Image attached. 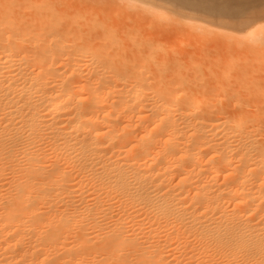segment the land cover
<instances>
[{"label": "bare ground", "instance_id": "obj_1", "mask_svg": "<svg viewBox=\"0 0 264 264\" xmlns=\"http://www.w3.org/2000/svg\"><path fill=\"white\" fill-rule=\"evenodd\" d=\"M240 2L219 8L227 21L262 0ZM160 11L0 0V264H264V79L246 69L227 79L225 62L205 58L224 72H211L224 83L211 90L188 73L195 55L204 68L205 49L190 55L207 28L166 27ZM231 36L218 55L229 62L242 40L262 38Z\"/></svg>", "mask_w": 264, "mask_h": 264}, {"label": "rangeland", "instance_id": "obj_2", "mask_svg": "<svg viewBox=\"0 0 264 264\" xmlns=\"http://www.w3.org/2000/svg\"><path fill=\"white\" fill-rule=\"evenodd\" d=\"M119 1V0H118ZM143 1H145V2H147L148 3V5H152V6H154V7H157V9L161 12V14H165L166 16H168L169 18H170V20H167V21H164L165 23L167 22V25L165 24V23H162V21L161 22H158V23H156V25H158V27H162V28H165V25H166V27L168 26V22H170L171 21V23H172V21L176 24L177 22V24L175 25V26H179L180 25V23L179 22H182V23H184V22H189V21H196L197 23H199L200 22V24L202 25V26H204L205 28H207V30H208V33L204 36V38L202 39V43L205 45H207V43H209V42H207V41H205L204 42V40H205V38H207L209 41H210V45L208 46V48H207V46L205 45H202V46H200V47H198V48H196V49H192V53H191V55L190 56H192V55H195V54H197L198 53V51L200 52V55L201 54H203V53H201V51H203L204 49V51L203 52H205V57H204V59L205 58H210V59H212V61H215V62H213L215 65L217 64V61H221L222 63L223 62H225V65L226 66H228V67H230V68H232V70L231 69H228L225 65H223L222 63V65H220V67L219 68H221V67H223L222 69L223 70H226V71H228L229 72V74L226 76V77H228L227 79H229L230 77V79H232L233 78V76H235V75H237L238 74V72H240V71H242V70H244V69H246V71L248 70L249 71V74L250 75H252V76H256V77H258V78H260V79H264V77H263V75H261V73H263L264 74V52L262 51V50H264V40H263V42H262V38L264 39V3H262V2H264V0H262V4L261 3H259V5H256V6H254V8H252L251 10H249L250 12H246V13H248L247 15H244L243 17H240V18H237L238 19V21H236L237 19H235V21L232 19L231 20V18H230V22H229V20L227 21L226 19H229V17L227 18V16L224 18V14H225V12L223 11L222 12V10H224V9H226V8H224L226 5V7L227 8H231V6H232V8H234L235 9V5H238L237 7L239 8V5L241 4V2L240 3H238L239 2V0H220V1H222V5L224 6L223 8H221L222 6H218L217 8H218V10H217V13H215V10H214V12H212V10L209 12V11H207V10H200L199 11V9H197V8H195V9H197V13H195L194 11H193V9H194V7H190L191 9L189 10V8L188 7H186V9H185V7H183V6H176V5H172V4H167V2H165V1H158V0H139V2H143ZM233 1V2H232ZM241 1V0H240ZM150 3V4H149ZM159 3V4H158ZM166 3V4H165ZM237 3V4H236ZM155 4V5H154ZM242 5V4H241ZM176 6V7H175ZM112 7H114V8H109L111 11H110V13H111V17H113V15L114 16H116L115 14L116 13H118V12H116V11H114V10H116V7L115 6H112ZM162 8H164V9H162ZM178 8V9H177ZM219 8H221L222 10H219ZM108 9V8H107ZM237 9V8H236ZM163 10H165L164 12H163ZM172 10V11H171ZM184 10V11H183ZM190 11V12H189ZM198 11L200 12V13H198ZM203 11H205V12H207V14L206 13H204V14H202L203 13ZM219 11V12H218ZM115 13V14H114ZM132 13V12H131ZM136 14L137 12L136 11H133V13L131 14V16H130V19H127L128 21H124L123 19H122V22L124 21V22H127L126 24L127 25H131L134 21L136 22V20H137V17L138 16H136V15H133V14ZM169 14V15H167V14ZM210 13V15L212 14H215L216 15V17H214V18H212L213 16H209L208 14ZM218 13H219V15H220V17H219V15H218ZM223 13V14H222ZM172 14V15H171ZM205 14H206V16H205ZM255 14V15H254ZM260 14V15H259ZM124 14H122V16H123ZM174 15L177 17V19H180V20H176L175 18H173L174 17ZM181 15V16H180ZM202 15V16H201ZM117 16H119V14L117 15ZM126 16V15H125ZM136 16V17H135ZM222 16V17H221ZM197 17V18H196ZM204 17V18H203ZM249 17V18H248ZM183 18H185V19H183ZM202 18V19H201ZM207 20H206V19ZM183 19V20H182ZM188 19V21H185V20H187ZM251 19L253 22H250V27L248 28V26L249 25H247V29H243V27L245 28V26H246V22L247 23H249L248 21ZM131 20L133 21V22H131ZM174 20H176V21H174ZM240 20V21H239ZM242 20V21H241ZM257 20V21H256ZM261 20L263 21V22H261ZM199 21V22H198ZM206 21H208V22H206ZM211 21V22H210ZM234 21V22H233ZM134 22V23H135ZM150 22H151V20H150ZM205 22V23H204ZM133 23V24H134ZM147 23V22H146ZM155 23V22H154ZM162 23V24H161ZM212 25H211V24ZM243 23V25H245V26H241V24ZM245 23V24H244ZM132 24V25H133ZM170 24V23H169ZM203 24H205V25H207V26H209V25H211L212 27H214V28H212L211 26H209V27H207V26H205V25H203ZM224 24V25H223ZM256 24V25H255ZM260 24V25H259ZM262 24V25H261ZM153 24H152V22L150 23V27H153L154 28V25L152 26ZM155 25V29H156V26ZM162 25H164V26H162ZM214 25H216V26H214ZM218 25V26H217ZM234 25H235V27H234ZM252 25V26H251ZM147 26H149V21H148V24H147ZM172 26H174V24H171L169 27H172ZM225 26H226V28H225ZM258 26V27H257ZM242 27V28H241ZM263 29H262V28ZM159 28V29H160ZM220 30H219V29ZM240 28H241V30H240ZM150 29V28H149ZM152 29V28H151ZM231 29V30H230ZM234 29H236V30H234ZM243 29V30H242ZM156 30H158V28L156 29ZM221 30H224V31H221ZM240 30V31H239ZM248 32H247V31ZM209 31L211 32V34L209 33ZM218 31V32H217ZM251 31H252V34L255 36V40H259L258 38H260V37H262V38H260V42H258L257 41V45L259 46V47H256L257 45L256 44H254V45H251V43H249L250 45H248V43H247V40H245V42H243V38H242V36H241V34H243V37H244V39H246L245 37L248 35V33L250 32L251 33ZM258 31H259V33H258ZM213 32V33H212ZM223 32H225V33H223ZM231 32H233V33H231ZM239 32L241 33V34H239ZM257 32V33H256ZM263 35H262V34ZM215 34H217V35H215ZM222 35V37L221 38H219L220 36L219 35ZM224 34V35H223ZM227 36H226V35ZM230 34H233V36H235V37H237L238 38V43H239V40H242V43H245V44H247V46L244 44H242L241 45V49L239 48V46L236 48V50H235V52H239V50L241 51V52H239L238 54H236L235 52H233V54L231 55L232 56V58L233 57H235V58H231V60H234V62L236 63H234L233 61L231 62H229V60H230V58L228 59V60H224V56H222L223 57V59H222V57H219L220 56V54L222 55L224 52L226 53L227 51H229V49H227V48H229V47H227L226 49L225 48H223V47H226L225 45H224V43L225 42H227L228 40H230V38L227 40V38L229 37V36H231ZM237 34H239L238 36H237ZM246 34V35H245ZM256 34V35H255ZM245 35V36H244ZM217 36H219V37H217ZM233 36H231V37H233ZM217 37V38H216ZM227 37V38H226ZM240 37V38H239ZM210 38H213V39H211L210 40ZM199 40V39H198ZM216 40V41H215ZM221 40V41H220ZM222 40L223 41H225V42H222ZM227 40V41H226ZM217 41H219V42H217ZM241 42V41H240ZM212 43V44H211ZM216 43V44H215ZM217 43H218V45H217ZM223 43V44H222ZM258 43H260V44H258ZM222 44V46H220L221 48H223V49H225V50H227V51H224L223 49H221L220 47H219V45H221ZM262 44H263V46H262ZM214 45H216L215 47H217L218 46V48H219V50L218 51H220V49L222 50V51H220V52H218L219 54H217V56H216V54H213L214 52H212V48L214 47ZM240 45V44H239ZM256 45V46H255ZM253 46H255V48L253 47ZM205 47V48H204ZM199 48L201 49V50H199ZM202 48H203V50H202ZM210 48V49H209ZM245 48V49H244ZM248 48V49H247ZM252 48V49H251ZM254 48V49H253ZM257 48V49H256ZM260 48H262L261 50H259ZM237 49H238V51H237ZM242 49H244V50H242ZM211 50V51H210ZM230 50H232V49H230ZM234 50V49H233ZM232 50V51H233ZM252 50H256V51H252ZM208 51V52H207ZM224 51V52H223ZM231 51V52H232ZM223 52V53H222ZM263 53V56H262V53ZM207 53V54H206ZM208 53H209V55H211V56H209L208 55ZM224 53V54H225ZM245 53V54H244ZM199 54V53H198ZM206 55H208L209 57H207ZM219 55V56H218ZM237 55H240V56H236ZM246 55H248V56H246ZM249 55H250V57H249ZM199 55H195L194 57H198ZM201 56V57H202ZM214 56V57H213ZM215 56L217 57L216 59L217 60H215ZM230 56V57H231ZM257 56V57H256ZM259 56V57H258ZM194 57L192 56L191 58H192V60L191 61H189V63L191 64V66H193L194 68H196L195 70L193 69L192 70V68H191V70H189L188 71V73H191V74H189L190 76H195V78L197 79V80H202V81H207V80H209V81H207L206 83H210V85H208V86H210L211 87V90L213 89V91H215V92H218L219 91V89H220V87L221 88H223L222 86H224V83H219V84H221L222 86H220L219 84H218V88H217V84H215L216 82H214L216 79L215 78H219V74L220 73H224L223 72V70L221 69H218V67H210V65L212 64L213 65V63L211 62V60L209 59V61L207 60V59H205L204 60V68L203 67H201V66H203L202 64H203V60L201 61L202 62V64H201V62L199 61V62H196L197 63V65H196V63L195 62H193V59H194ZM200 57V58H201ZM202 57V58H203ZM241 57V58H240ZM243 57H244V59H243ZM256 57V58H255ZM200 58H196L195 60L197 61L198 59H200ZM201 58V59H202ZM218 58H219V60H218ZM221 58V59H220ZM240 58V59H239ZM247 58H248V60H247ZM263 58V59H262ZM252 59H254V60H252ZM239 61V63L240 62H242V63H240L239 65L237 64L238 63V61ZM246 60V62L244 63V61ZM251 60V61H250ZM183 61V60H182ZM181 61V62H182ZM205 61H206V63H205ZM256 61V62H255ZM259 61H260V64H259ZM207 62H209V64L208 65H206L207 64ZM218 62V63H219ZM261 62H263V64L261 63ZM211 63V64H210ZM229 63H234V65L236 66V67H234V65H233V67L229 64ZM247 63H248V65H247ZM251 63V64H250ZM256 66H253V64ZM257 63H258V65H257ZM192 64H194V65H192ZM228 64V65H227ZM238 65V66H237ZM244 66V68H243V66ZM245 65H247V66H245ZM251 65H252V67H251ZM196 66V67H195ZM197 66H199V68H200V70H197ZM259 66V67H258ZM261 66H262V69H263V72H261L262 71V69H261ZM208 67V68H207ZM247 67V68H246ZM251 67V68H250ZM198 68V69H199ZM210 68H212L211 70H210ZM249 68H250V70H249ZM258 68H260L261 69V71H260V69H258ZM214 69V70H213ZM239 69V70H238ZM254 69V70H253ZM216 70V71H215ZM257 70V71H256ZM193 71H195V72H193ZM226 71H225V73H226ZM245 71V72H246ZM254 71V72H253ZM256 71V72H255ZM202 72H203V74H202ZM211 72L214 74V72H215V80L213 81V76H211ZM237 72V73H236ZM250 72H253V73H250ZM259 72V74L260 75H257V73ZM196 73V74H195ZM248 73V72H247ZM255 73V75H253ZM195 74V75H194ZM227 74V73H226ZM231 74V75H230ZM232 74H233V76H232ZM201 75H203V78H202V76ZM230 75V76H229ZM217 76V77H216ZM259 76H262V77H259ZM201 77V79H199ZM205 77V78H204ZM212 77V78H211ZM204 79V80H203ZM220 81V80H219ZM218 82V81H217ZM231 87V86H230ZM234 87V85H232V88ZM236 87V86H235ZM233 89H236V88H233ZM218 90V91H217ZM213 91H211L210 92V94L211 95H215V93H213ZM217 94V93H216ZM216 109L218 108V106L217 107H215ZM226 108H227V106H226ZM232 108H230V107H228L226 110H229L228 112L229 113H231V110ZM232 111H233V109H232Z\"/></svg>", "mask_w": 264, "mask_h": 264}, {"label": "snow or ice", "instance_id": "obj_3", "mask_svg": "<svg viewBox=\"0 0 264 264\" xmlns=\"http://www.w3.org/2000/svg\"><path fill=\"white\" fill-rule=\"evenodd\" d=\"M130 6H134V5H130Z\"/></svg>", "mask_w": 264, "mask_h": 264}]
</instances>
